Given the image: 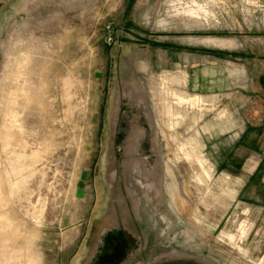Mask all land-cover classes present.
Instances as JSON below:
<instances>
[{"label": "rangeland", "instance_id": "1", "mask_svg": "<svg viewBox=\"0 0 264 264\" xmlns=\"http://www.w3.org/2000/svg\"><path fill=\"white\" fill-rule=\"evenodd\" d=\"M261 70L264 0H0V177L15 264H86L94 237L120 211L144 237L140 258L124 264H264ZM178 90L201 102L177 106ZM133 95L159 151L153 195L128 175L112 188L114 118ZM208 135L217 140L208 145ZM190 140L194 153L182 158ZM245 144L253 151L246 167H212L217 148L244 157ZM190 160L207 171L213 197L209 216L191 222L165 188L167 168L182 185ZM6 179L22 188L8 191ZM126 194L137 202L119 204ZM151 212L164 218L162 230Z\"/></svg>", "mask_w": 264, "mask_h": 264}, {"label": "flooded vegetation", "instance_id": "2", "mask_svg": "<svg viewBox=\"0 0 264 264\" xmlns=\"http://www.w3.org/2000/svg\"><path fill=\"white\" fill-rule=\"evenodd\" d=\"M258 84L264 91V71L258 76ZM120 105L119 114L114 118L111 140V157L114 159L112 188L121 189L128 175L143 190H146V185H151L149 193L153 195L152 190L156 189L154 184H158L161 167L148 111L143 99L135 98V95L130 96L129 102L123 101ZM129 188L133 190L131 185ZM125 196L118 199L121 202L119 204L127 206L131 200L137 202L136 197L130 199L127 194ZM115 201L112 199V202ZM110 220L105 221L107 227L94 237V244L84 259L86 264H124L132 258H140L138 252L144 249V237L140 227L139 230L134 229V225L139 226L138 223L122 211L112 213Z\"/></svg>", "mask_w": 264, "mask_h": 264}, {"label": "bare ground", "instance_id": "3", "mask_svg": "<svg viewBox=\"0 0 264 264\" xmlns=\"http://www.w3.org/2000/svg\"><path fill=\"white\" fill-rule=\"evenodd\" d=\"M202 42H204L205 44H212V45H217V46H221V47L227 46V44H225L223 42H220L219 43L215 39H212V38H204L202 40ZM228 47H229V45H228ZM175 82L176 83H179L180 80L177 79V80H175ZM178 91L179 92H173V95L175 97V101H176L177 106H182V105L184 106V105H189V104L191 106H194L197 102H201V99H200L201 97L199 95L195 98L194 96H188V94H186L187 96H185L183 94L184 92L181 93V91H184V90H181V91L178 90ZM164 107L168 109V106L167 107L164 106ZM156 110H157V116H158V118H163V107L162 106H159L158 104H156ZM171 113H172V117H173V115L175 113L172 112V111H170L169 114H171ZM166 118H167V116H166ZM161 121H162V119H161ZM162 124H164V122ZM165 145L167 147H169V149L166 150L167 160L169 162H172V163L176 164L177 159H176V156H174V154H173L174 152H173L172 147H171V146H173V140L170 141L169 138L168 139H164V146ZM182 145H183L182 147L185 148L183 151L180 152L182 158L191 157L193 155V153H194L193 141H191V140L190 141H186ZM195 147H196V145H195ZM21 157L22 156H20V159H21ZM20 159H18V160H20ZM189 163H190V167H189L188 170L190 172L186 171V173H184V178H183L184 180H183L182 185H179L178 184V182L176 180V177H175L174 173L172 172V170H170V168H167V180H168V182H166V187L165 188H166V194H167L168 200L170 202V205L172 206V209L175 211V213L177 215H179L181 218H183L185 221L187 220V221L191 222L192 221V217H193L192 215H195L196 213H200L202 216L203 215L209 216V213H208L209 212V209H210L209 208V203L212 202L211 199L213 197L211 198L210 195H209V193H208V187H207V182L208 181L206 180L207 175H208L207 171L205 169H203V168L201 170L200 169H195L193 167L194 162H192V160H190ZM23 170H24V168H23ZM15 171H17V169L14 170V172ZM24 171H26V170H24ZM20 173H21V171H20ZM17 174H19V173H17ZM19 176H21V175H19ZM17 177H18V175H17ZM17 177H15V178H17ZM22 177H23V175H22ZM24 177H26V176H24ZM8 178L11 179V176L8 177ZM7 179H6V181H7ZM10 179L7 181L8 182V186H10V189L8 191H10L13 186H15V185L18 184L17 182H14V181H12ZM17 181H19V180H17ZM21 185H23L22 182H21ZM17 187H18V185L16 186V189H17ZM21 188H19L17 190H20ZM27 189H26V191H27ZM4 190H7V189H4ZM12 190H13L14 194L17 191V190L15 191L14 189H12ZM12 193L11 192L10 193L8 192L7 194H9V196H10V194H12ZM211 194H213V193H211ZM24 195H26V194L24 193ZM11 197H13V196L11 195L10 198ZM6 198H7V195H6ZM217 200H219V199L217 198ZM5 202H6V200L4 201L3 191H2V179L0 177V249H2V253L1 254H3V255H0V264H15V263H17L16 251L11 247V245L14 246V243H15V242H12L11 241V238L13 236V231H14L15 228H12V226H13V224H12L13 223V219L10 217V215H8V213L10 211L7 210V208H6V210L9 211V212H7V211H5L3 209V206L4 205H5V207H8L7 202L6 203ZM192 202H194L195 205H191ZM221 203H222V201H221ZM226 204H229V203H226ZM223 205H225V204H223ZM9 206H11V205H9ZM218 207L220 208V205ZM143 210H145V208ZM212 210H214V209H212ZM146 214H148V213L146 212ZM144 215H145V213H144ZM152 215H155L156 216V218H155L156 219L155 227L159 231L162 230L161 228L163 227V224L161 222L164 220V218L162 216H160V214L158 212L157 213L153 212ZM216 220H218V219H216ZM34 221L39 224L40 223L39 217L38 216L36 218L34 217ZM8 249H12V250L9 251Z\"/></svg>", "mask_w": 264, "mask_h": 264}, {"label": "crops", "instance_id": "4", "mask_svg": "<svg viewBox=\"0 0 264 264\" xmlns=\"http://www.w3.org/2000/svg\"><path fill=\"white\" fill-rule=\"evenodd\" d=\"M192 66H193V62H187V65L185 67H187V69H189ZM261 73H262V70L260 71V73L258 75H260ZM188 83H189V81H188ZM208 136H209L208 137L209 139L207 141L208 145L217 140V139H214V137H213V136H216L215 132H214L213 136H210V135H208ZM220 150H221L220 147L217 148V151L219 152L218 155H215L216 154L215 152H214L215 153L214 156L209 155V161H210V163L214 169L225 168V169H228L229 171H233V169L236 170V168L242 169V165H243V167H246L248 162L250 161V159H248V158H250L249 157L250 152H253V151H251L250 145L249 146L246 145L244 148L243 147L240 148L239 151H241L242 153L245 154L244 157L242 155H239L235 151H233V152L228 151L225 153H221ZM248 151H250V152H248ZM242 163H244V164H242Z\"/></svg>", "mask_w": 264, "mask_h": 264}]
</instances>
